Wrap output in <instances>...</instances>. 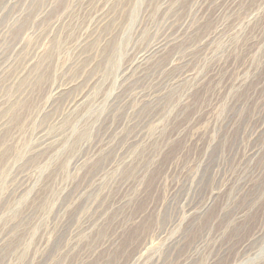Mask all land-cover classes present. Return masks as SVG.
Wrapping results in <instances>:
<instances>
[{"label":"rangeland","instance_id":"rangeland-1","mask_svg":"<svg viewBox=\"0 0 264 264\" xmlns=\"http://www.w3.org/2000/svg\"><path fill=\"white\" fill-rule=\"evenodd\" d=\"M0 264H264V0H0Z\"/></svg>","mask_w":264,"mask_h":264}]
</instances>
